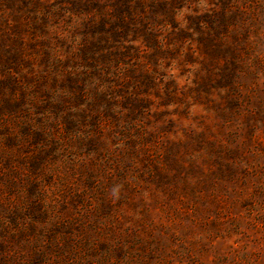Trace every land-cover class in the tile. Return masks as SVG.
Returning <instances> with one entry per match:
<instances>
[{
    "label": "rangeland",
    "instance_id": "rangeland-1",
    "mask_svg": "<svg viewBox=\"0 0 264 264\" xmlns=\"http://www.w3.org/2000/svg\"><path fill=\"white\" fill-rule=\"evenodd\" d=\"M0 264H264V0H0Z\"/></svg>",
    "mask_w": 264,
    "mask_h": 264
}]
</instances>
